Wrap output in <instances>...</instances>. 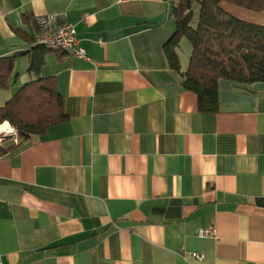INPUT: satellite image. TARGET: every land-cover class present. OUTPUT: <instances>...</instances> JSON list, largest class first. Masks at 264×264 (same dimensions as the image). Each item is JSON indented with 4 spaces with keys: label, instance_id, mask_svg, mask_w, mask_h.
I'll return each mask as SVG.
<instances>
[{
    "label": "crops",
    "instance_id": "0c3cea01",
    "mask_svg": "<svg viewBox=\"0 0 264 264\" xmlns=\"http://www.w3.org/2000/svg\"><path fill=\"white\" fill-rule=\"evenodd\" d=\"M172 1L0 0L14 63L0 107L55 76L68 115L0 153V264H264V82L222 78L219 109L201 111L190 57L175 69L165 51ZM221 6L264 25V10ZM47 13L86 58L35 45Z\"/></svg>",
    "mask_w": 264,
    "mask_h": 264
},
{
    "label": "trees",
    "instance_id": "16d2710c",
    "mask_svg": "<svg viewBox=\"0 0 264 264\" xmlns=\"http://www.w3.org/2000/svg\"><path fill=\"white\" fill-rule=\"evenodd\" d=\"M222 2L254 11L264 10V0H176L170 15L176 29L165 45L169 62L180 69L178 50L186 37L192 44L189 66L182 72L184 86L197 93L204 112L219 109V80L241 83L264 82V25L240 19L223 9ZM32 57V56H31ZM12 56L0 58V88L10 86ZM42 59H31V68ZM68 118L55 76L40 77L23 86L0 107V124L8 121L19 140L0 153L15 150L25 141L44 133ZM1 148V146H0Z\"/></svg>",
    "mask_w": 264,
    "mask_h": 264
},
{
    "label": "built area",
    "instance_id": "2783aa9c",
    "mask_svg": "<svg viewBox=\"0 0 264 264\" xmlns=\"http://www.w3.org/2000/svg\"><path fill=\"white\" fill-rule=\"evenodd\" d=\"M63 15L59 13H47L38 15L36 23L39 29V34L35 37V45L54 47L72 52L75 56L86 58L85 51L79 45V39L75 27L65 21L58 22ZM7 136H10L14 142H18L19 137L16 129L5 121L0 124V142ZM200 236L213 235L215 236V228L200 229ZM197 257L202 255L195 254Z\"/></svg>",
    "mask_w": 264,
    "mask_h": 264
},
{
    "label": "rangeland",
    "instance_id": "374dc122",
    "mask_svg": "<svg viewBox=\"0 0 264 264\" xmlns=\"http://www.w3.org/2000/svg\"><path fill=\"white\" fill-rule=\"evenodd\" d=\"M191 47H192V44L191 42L186 38V37H183L180 41V47H179V50H183V52L186 54L187 57H190V54H191Z\"/></svg>",
    "mask_w": 264,
    "mask_h": 264
}]
</instances>
